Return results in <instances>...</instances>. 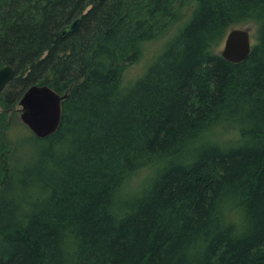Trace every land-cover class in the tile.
<instances>
[{
  "label": "trees",
  "instance_id": "1",
  "mask_svg": "<svg viewBox=\"0 0 264 264\" xmlns=\"http://www.w3.org/2000/svg\"><path fill=\"white\" fill-rule=\"evenodd\" d=\"M189 1L0 0V68L16 70L0 92V161L13 166L0 264H264V0H194L125 82ZM250 23L249 56L225 59L228 31ZM34 84L68 97L59 129L24 144L9 115Z\"/></svg>",
  "mask_w": 264,
  "mask_h": 264
},
{
  "label": "water",
  "instance_id": "2",
  "mask_svg": "<svg viewBox=\"0 0 264 264\" xmlns=\"http://www.w3.org/2000/svg\"><path fill=\"white\" fill-rule=\"evenodd\" d=\"M81 17H77L60 31L61 36L67 35L79 25ZM252 50L250 27H234L225 37L221 55L231 61L240 62L246 59ZM16 70L11 65L0 68V92L15 77ZM63 95L48 84H34L25 90L19 104L21 119L39 138H45L55 133L61 124L63 113Z\"/></svg>",
  "mask_w": 264,
  "mask_h": 264
},
{
  "label": "rangeland",
  "instance_id": "3",
  "mask_svg": "<svg viewBox=\"0 0 264 264\" xmlns=\"http://www.w3.org/2000/svg\"><path fill=\"white\" fill-rule=\"evenodd\" d=\"M196 2L194 0L189 1L182 9V13L180 16V19L173 24L165 33H163L160 37L157 39H154L149 42H145L143 44V51L140 59L134 63H132L125 71V82L130 83L131 81H134L136 78H138L143 72L146 70L147 66L152 62V60L155 58V56L158 54V52L164 47V44L167 40H169L178 30L179 26L183 24L191 15L193 9L195 8ZM241 27H250L251 30V42L254 44L256 42V29L257 24L256 23H250ZM223 40L221 46L219 47V51L224 47ZM10 122L13 123V125L20 126L23 132V135L20 137L21 143L27 144L26 142L30 140V134L32 135L33 132L31 129L25 125L21 119V105L19 103H16L13 107V111L9 115ZM219 137L230 139V138H237L238 133L237 132H222L221 134H218ZM12 147V145H11ZM0 164V180L2 177L7 175L9 171L12 170V165L8 169L4 168V160L1 159ZM18 162L16 157V163ZM14 170V169H13ZM152 169L151 168H145L142 171H140L138 174L134 175L132 178H130L127 182V187L134 188L139 185H141L151 174Z\"/></svg>",
  "mask_w": 264,
  "mask_h": 264
},
{
  "label": "bare ground",
  "instance_id": "4",
  "mask_svg": "<svg viewBox=\"0 0 264 264\" xmlns=\"http://www.w3.org/2000/svg\"><path fill=\"white\" fill-rule=\"evenodd\" d=\"M63 95V94H62Z\"/></svg>",
  "mask_w": 264,
  "mask_h": 264
}]
</instances>
